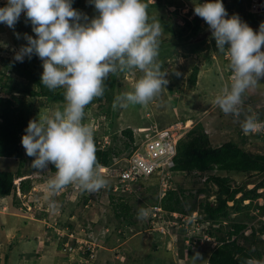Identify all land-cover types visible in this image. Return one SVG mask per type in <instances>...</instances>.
<instances>
[{"label":"rangeland","instance_id":"1","mask_svg":"<svg viewBox=\"0 0 264 264\" xmlns=\"http://www.w3.org/2000/svg\"><path fill=\"white\" fill-rule=\"evenodd\" d=\"M153 2L154 0H147L149 4ZM178 2L171 7L147 6L149 17H158L164 27L160 50L167 45L168 38L172 36V33L167 31V27L174 24L182 25L183 18L190 19L195 15L191 0H178ZM4 3L5 0H0V6ZM72 7L88 17L95 14V9L88 3V0H73ZM201 25V30L191 39L195 42L204 40L198 57L187 53L181 45L177 44L174 50L172 48V56L163 57L166 62L164 72L167 73L166 78L169 83L161 95L153 99L148 106L135 105L127 109L116 107V117L102 121L94 118L90 123L93 116L99 114L98 117H100L103 114L96 112L92 107L85 110L84 122L98 135L102 133L103 140L104 137L109 140L108 131L113 127L118 135L124 128L131 127L137 146L142 143L141 138L143 137V134L136 131L137 126L150 125L153 118L165 124L164 127H166L169 123L183 117V112L192 115L189 128L196 122L203 125L213 146L227 140L239 141L241 137L235 130V125H240V120L244 118V115L255 114L258 121L264 124V79L245 94L242 105L243 113L236 123L231 122L230 115L224 114L213 103L215 95L227 82L229 83L225 74L227 64L221 59V53L217 52L215 40L211 37L206 22L203 21ZM16 33L20 34L19 38ZM25 33L30 35L32 29L30 22L23 19V14L14 29L0 24V56L14 58V52L26 43L23 38ZM169 44L172 45L170 42ZM185 54L186 57H184ZM206 56H209L210 61ZM157 59L162 66L163 60ZM193 65L199 67V73L195 87L189 89L187 76ZM177 72L180 75H176ZM138 76L139 72L133 71L124 72L118 77L121 94L131 90V85ZM53 109L55 107L42 110L40 116L49 114ZM101 125L105 128H101ZM186 131L182 132V135ZM242 146L249 151L264 152V127L258 132L247 135ZM31 160L32 157L25 153L24 170L30 167ZM17 164V160L0 158V170H14ZM28 173L26 176L31 180L32 187L26 194L19 192L18 185H16L15 197L12 195L0 197V264H193L195 253H199L202 258L197 264H207L208 245V247L206 244L195 248L186 247L178 227L168 231L162 228L154 229L158 224L151 217V213L157 204L151 205V202H143L146 197L154 196V192L149 187L157 184L161 173L155 172L147 179H140L133 185L130 192H126V195H134L130 198V203H132L133 210L140 208L141 213L137 216L136 225L124 229L117 228V221L112 214V204L106 195V187L94 193L84 191L90 199L88 204L81 207L77 205L81 196L75 195L77 191H81L77 184H69L53 194L46 184L54 172L49 169L38 171L30 167ZM100 174L106 178L107 184H111L109 180H112L113 176L110 170L105 174ZM171 176L174 188L177 183L194 192L195 188L202 184L199 175L194 172L190 175L172 172ZM232 177L239 183H246L258 181L261 175L247 177L232 174ZM13 184H18V180H15ZM252 187V184H247V188ZM262 191L263 189L259 190V192ZM158 195L160 196L159 191ZM135 197L136 199L133 200ZM137 200L143 204V207H140ZM262 202V198L257 199V203ZM70 212L73 215H70ZM160 212H164L163 217L166 218V212L163 209ZM255 213H257V220H262L264 223V213L260 214L257 211ZM145 222H150L152 227H144ZM188 229L190 230V227ZM119 232L122 236L118 235ZM248 232L249 229L245 230V234ZM61 241L62 245L58 250L57 247ZM86 248L90 249L94 255L91 262L83 260ZM192 248L193 250L188 251ZM34 249L38 250V260L35 253H32ZM262 252L261 260H264V247Z\"/></svg>","mask_w":264,"mask_h":264},{"label":"clouds","instance_id":"2","mask_svg":"<svg viewBox=\"0 0 264 264\" xmlns=\"http://www.w3.org/2000/svg\"><path fill=\"white\" fill-rule=\"evenodd\" d=\"M260 2L261 10L251 13L264 11V0ZM88 3L95 9L91 17L73 8V0H5L0 6V24L14 29L23 14L35 34L23 35L26 43L14 52V59L23 62L25 57L36 55L42 64L40 83L49 90L63 89L62 107L30 119L21 136L26 155L32 157L31 168L46 171L49 164L54 166L55 172L46 184L53 194L69 184H77L88 193L106 187V178L97 171L94 131L84 117L86 106L104 95L109 74L139 72L131 90L115 97L114 106L121 109L148 106L169 83L157 59L164 27L158 17H149L144 0ZM191 3L194 14L206 22L217 52L227 64L225 74L228 66L231 71L229 83L215 95L213 103L224 114L239 119L246 92L264 79V22L258 28L248 25L238 14L229 15L222 0ZM141 127L144 125L137 128ZM240 127L245 133H255L264 124L255 114H247L240 120ZM148 177L138 178L131 188ZM159 192L162 196L161 184ZM187 216L195 218V213ZM200 225L198 229L193 225L197 237L191 239L199 238V245H203L209 238L201 233ZM190 242L184 240V245L195 248ZM200 259L195 253L193 264ZM243 264H264V260L246 258Z\"/></svg>","mask_w":264,"mask_h":264},{"label":"trees","instance_id":"3","mask_svg":"<svg viewBox=\"0 0 264 264\" xmlns=\"http://www.w3.org/2000/svg\"><path fill=\"white\" fill-rule=\"evenodd\" d=\"M250 1L222 0V3L229 15L238 14L248 25L258 28L259 24L264 22V11L251 13L248 10ZM144 2L150 7H170L179 3L178 0H154L152 4L147 3V0ZM23 19L27 21L24 15ZM203 21L202 18L194 15L190 19L183 18L182 25L168 26L167 31L172 33V36L167 41L172 45L168 42L166 46L162 47L158 58L163 60L165 56H172V51L177 44L181 45L187 53L195 54L198 57L204 40L195 42L191 39L201 30ZM30 35L34 36L35 34L32 32ZM206 57L210 61L209 56ZM162 63H164L162 64V71H164L166 62L163 60ZM41 72V60L36 55L30 59L25 57L23 62L16 61L13 57L0 56V158L17 160L18 163L14 170H0V197L9 195L15 197L16 186L13 184L15 179H19V192L26 194L30 190L32 182L26 176L30 172V167L24 170L25 150L21 144V136L30 119L38 118L42 110L62 107L63 104V89L49 90L43 86L40 83ZM198 73L199 67L193 65L187 76L189 89L195 87ZM122 74H109L105 81L104 95L95 98L86 106L85 110L93 107L96 112L103 113L100 116L102 118L98 117L97 113L95 116L101 121L116 117L114 102L115 97L121 94L118 77ZM227 80L229 81L228 78ZM167 89L170 90L168 87ZM183 114L184 116L179 120L168 125L176 122L184 123L187 120L192 121L190 113L183 112ZM229 119L234 123L238 120L232 115ZM151 122L158 128L165 125L153 118ZM101 128L105 127L101 125ZM113 128L108 131L109 140L106 144H104L102 133L98 135L97 132H94L97 168H111L126 164L127 159L137 149L131 127L124 128L119 135ZM235 130L241 137L239 141L227 140L213 146L203 125L199 122L194 123L177 140L176 152L172 158L173 165L168 168L170 175L167 176V179L172 185L174 184L172 172L184 175L194 172L199 175L202 184L192 192L191 189H185L176 183L175 188L174 186L168 188L159 197L158 191L162 180L160 176L157 184L152 186L155 190L149 187L154 192V196L146 197L143 202L159 205L166 212V217L170 215V212L186 215L195 213V219L201 223V233L209 238L203 242L204 245L209 246L208 264H243L246 258L260 260L262 258L264 223L262 220H257L255 211L260 214L264 213V152H253L244 148L242 143L246 141V136L253 133L243 132L240 125H235ZM49 170L55 172L54 166L49 164ZM232 174L246 175L247 177L261 175V178L256 182L239 183L232 177ZM115 180L114 176L112 180H109L111 184L106 186V195L111 201L113 210L111 211L117 221V228L132 227L137 224V216L140 215L141 209L133 210L132 203H130L133 194L112 192V184ZM247 184H252L253 187L247 188ZM259 189H263V191L259 192ZM75 195L81 196L78 206L82 207L88 204L90 197L84 191H77ZM258 198H262L261 204L257 203ZM15 200L17 199L15 198ZM137 202L140 207H143L139 200ZM70 215H73L72 212ZM193 225L194 223L190 222L187 228L184 226L178 228L183 243L184 240L189 239L191 240L190 244L197 247L200 246L199 238L191 239L197 237L192 230ZM143 226L152 227L150 222H145ZM247 229L249 232L245 234ZM121 234L118 233L119 236H122ZM73 243L76 245L75 240ZM61 245L62 241L57 247L58 250ZM86 249L83 260L91 262L94 255L90 249ZM35 253L37 252L35 251Z\"/></svg>","mask_w":264,"mask_h":264},{"label":"built area","instance_id":"4","mask_svg":"<svg viewBox=\"0 0 264 264\" xmlns=\"http://www.w3.org/2000/svg\"><path fill=\"white\" fill-rule=\"evenodd\" d=\"M251 12H259L262 8L260 0H251ZM264 50V48H262ZM224 59L228 62L226 53H224ZM229 63V62H228ZM227 71L229 81L231 78V71L229 66ZM93 120V119H92ZM92 123V121H91ZM188 123V124H187ZM189 128V122L181 123L176 122L166 127L158 128L154 124H150L141 128H137L138 133L143 134L141 138L142 143L137 146V149L127 159L126 164L116 167H99L97 171L105 174L110 170L111 175L116 177L115 183L112 185V190L115 191H131V184L140 177L151 176L155 172L161 173L162 180L161 192L162 194L172 185L168 181L169 175L168 168L173 165L172 158L176 152L177 140L182 136V132ZM108 138L104 137V144L108 143ZM76 187H74L75 189ZM154 211L151 213V217L156 220L155 223L158 226L154 229H165L166 231L175 227L187 226L192 221L195 229L199 228L200 223L193 218V216H187L180 213H170L171 217L165 218L164 212L161 207H153ZM163 213V214H161ZM163 231V230H161Z\"/></svg>","mask_w":264,"mask_h":264},{"label":"crops","instance_id":"5","mask_svg":"<svg viewBox=\"0 0 264 264\" xmlns=\"http://www.w3.org/2000/svg\"><path fill=\"white\" fill-rule=\"evenodd\" d=\"M3 198V197H2ZM35 251L37 252L38 250L37 249H34V251L32 253H35ZM38 253V252H37ZM35 253V255L37 256L38 254ZM31 255V254H30ZM37 260H38V256H37Z\"/></svg>","mask_w":264,"mask_h":264}]
</instances>
